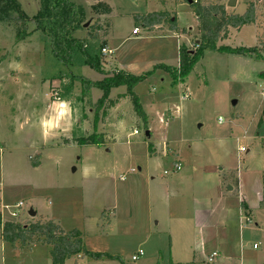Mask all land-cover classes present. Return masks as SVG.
I'll return each mask as SVG.
<instances>
[{
  "label": "rangeland",
  "instance_id": "374dc122",
  "mask_svg": "<svg viewBox=\"0 0 264 264\" xmlns=\"http://www.w3.org/2000/svg\"><path fill=\"white\" fill-rule=\"evenodd\" d=\"M14 1L8 10L14 16L33 17L42 3ZM70 1L85 11L84 28L72 36L100 56L101 72L81 64L79 48L72 50L71 62L56 60L52 30L42 33L34 20H27L25 35L16 41L18 22L0 16L2 220L31 218L32 210L64 230H79L87 249L117 254L124 264H264V48L261 57L205 49L177 81L163 67H177L178 47L183 43L194 51L199 35L187 0ZM250 1L256 0H236L227 9L241 14ZM98 3L110 12L94 13L91 7ZM260 5L263 36L264 0ZM153 11H173L177 26L188 32L177 35L165 24L147 30L133 19ZM256 43V27L248 24L229 28L217 45ZM104 46L110 55H101ZM119 70L148 71L133 86L145 124L126 85L104 91L77 78L96 82ZM54 102L67 106L59 119L51 115ZM42 121L55 126L45 134ZM91 134L104 144L78 141ZM177 160L181 168L175 171ZM238 175L251 196L250 222L239 209L236 187L228 189ZM210 208L208 226L195 228ZM12 211L19 216H10ZM138 249L142 254L132 261ZM212 250L220 255L207 262Z\"/></svg>",
  "mask_w": 264,
  "mask_h": 264
},
{
  "label": "trees",
  "instance_id": "16d2710c",
  "mask_svg": "<svg viewBox=\"0 0 264 264\" xmlns=\"http://www.w3.org/2000/svg\"><path fill=\"white\" fill-rule=\"evenodd\" d=\"M263 0L250 1L247 3L243 13L237 14L226 8V0H191L189 3L192 13L197 21L199 35L197 42H194L196 49L188 50L183 43L178 47V65L177 67H163L168 71L175 80H183L194 64L199 60L203 50L214 52H225L229 54H247L261 57L259 50L264 48V35L258 34V8ZM188 2V1H187ZM14 0H0V16L11 18L18 22L15 33L16 41H19L26 31L27 20H34L36 29L42 33L52 30L51 35V52L59 62L66 64L72 61V50L79 48L82 54V63L90 68L100 71L101 61L99 55L90 54L85 43L72 36L77 29H82L84 9L81 5L75 4L70 0H42L41 7L33 17H28L23 13L16 16L11 15L8 10L10 5L14 6ZM18 9V7H15ZM96 14L109 13L110 8L106 4L98 3L91 7ZM13 11V9H12ZM135 22L147 30L165 24L168 30L175 32H188L186 29H180L176 24V16L173 11H153L144 14H133ZM248 24H254L256 27L257 43L255 46H238L236 48L217 45L218 40L227 36L229 28L239 29ZM101 50V49H100ZM101 53V52H100ZM102 55V54H101ZM162 66L160 63L155 67ZM148 72V71H147ZM146 72V73H147ZM133 75L128 72L119 70L114 75L104 77L101 81H88L82 76H77L87 84V87L94 86L102 88L104 91L109 86L124 84L127 86L126 95L130 98L133 110L143 123H146L145 113L141 107L137 94L133 92V86L142 79L146 74ZM84 93V91H83ZM106 97V93L103 94ZM104 99L96 103V114ZM114 104L111 100L107 108ZM78 141L83 144L103 145L102 137L94 134L85 138H79ZM33 166L39 164V157L32 159ZM233 187L237 186V178L232 180ZM245 208V206H244ZM248 214V212H246ZM0 239L12 248L26 249L32 245L49 246V257L52 264H63L70 257L86 258L89 260L97 259H115L122 261L118 255H112L106 252L92 251L85 247L82 234L77 229L64 230L60 225L51 218L34 216L20 220H2L0 210ZM166 264H182L169 260Z\"/></svg>",
  "mask_w": 264,
  "mask_h": 264
},
{
  "label": "crops",
  "instance_id": "0c3cea01",
  "mask_svg": "<svg viewBox=\"0 0 264 264\" xmlns=\"http://www.w3.org/2000/svg\"><path fill=\"white\" fill-rule=\"evenodd\" d=\"M225 3H227V0ZM227 7L228 6L226 5V8ZM176 33H177V35H183L182 34L183 32H179V33L176 32ZM54 105H59V104L56 102H54V104L51 103V104H49V108L50 109L53 108V114H51L52 118L55 115V117L57 119L59 109L54 108ZM64 114H66V112ZM177 161H175V162H177ZM236 178H237V186H236L237 194L236 195L239 197V209H240V211H242L246 214V212H248V211L250 212L249 204L251 201V196L247 195L244 192V189L242 188V183L240 182V179H239L240 178L239 175H238V177L236 176ZM224 184H227V183L224 182ZM232 189H233V187L231 186V189H229V190H232ZM223 197H224L223 194L220 197L218 196V198L215 200V204H214L215 207L217 206V204H219L223 200ZM244 206H245V208H244ZM0 207H1V201H0ZM211 210H212V208H210V211L207 213V215H205L206 217H203L197 224H195V228L203 229L206 226H208L207 223L209 220H207V217L213 213V210L212 211ZM1 213H2V210H1ZM203 215H204V213H203ZM35 216H36V214H35ZM239 217H240V215H239ZM167 221L169 222V221H171V219L168 218ZM226 244H227V242L224 243L225 247H227ZM201 248H202V245H201ZM88 250H90V249H88ZM213 251H216L218 253V255H220V252L218 250H212L211 252H213ZM100 252H106V253H109L112 255H117L114 253H110L107 250H102ZM202 255H204V254H202ZM226 257H228V256H226ZM115 262H118V263H115ZM173 262H178V261H173ZM0 264H52L50 257H49V246H47V245H32V246L27 247L26 249H17V248L10 247L7 243L3 242L0 239ZM63 264H124V262L116 261L115 259H109V258L89 260L86 258L70 257V258H67L63 262ZM223 264H227V261L224 262Z\"/></svg>",
  "mask_w": 264,
  "mask_h": 264
},
{
  "label": "built area",
  "instance_id": "2783aa9c",
  "mask_svg": "<svg viewBox=\"0 0 264 264\" xmlns=\"http://www.w3.org/2000/svg\"><path fill=\"white\" fill-rule=\"evenodd\" d=\"M137 31H138L137 28H134V29H133V32H137ZM100 52H101V54H102L103 56H108V55H110V54L112 53V51H111L107 46L102 47L101 50H100ZM263 85H264V84H263ZM218 121L220 122V121H221V118H219ZM135 132H136V131L134 130V133H135ZM238 151H239V152H243V151H244L243 147H239V148H238ZM180 168H181L180 163H179V162H175V163H174V166H173V169H174L175 171H178V170H180ZM164 172H165V171H164ZM16 206H17V207H21V206H22V202H18V203L16 204ZM18 213H19V212L12 211V212H10L9 214H10V216H12V217H18V216H19ZM245 222H250V219L248 218V216H247L246 214H245ZM253 248H256V244L253 245ZM141 254H142V250H141V249H138L134 254L131 255V260H132V261L137 260L138 257H139ZM217 255H218V254H217L216 251L211 252L209 255L206 256V260H207V262H212L213 259H214Z\"/></svg>",
  "mask_w": 264,
  "mask_h": 264
},
{
  "label": "clouds",
  "instance_id": "9594fccd",
  "mask_svg": "<svg viewBox=\"0 0 264 264\" xmlns=\"http://www.w3.org/2000/svg\"><path fill=\"white\" fill-rule=\"evenodd\" d=\"M54 108L59 109L57 119L63 116L64 113L67 111V106L63 103H60L59 105H54ZM42 124L45 128V134H47V129L55 126L52 121H42Z\"/></svg>",
  "mask_w": 264,
  "mask_h": 264
},
{
  "label": "water",
  "instance_id": "95a60500",
  "mask_svg": "<svg viewBox=\"0 0 264 264\" xmlns=\"http://www.w3.org/2000/svg\"><path fill=\"white\" fill-rule=\"evenodd\" d=\"M187 1H188V3L191 2V0H187ZM235 2H236V0H227L226 5H227L228 7H233V6L235 5ZM146 134H148V131L146 132ZM228 189H231V186H229ZM29 215H30L31 217H33V216H35V212L32 211V210H30V211H29Z\"/></svg>",
  "mask_w": 264,
  "mask_h": 264
}]
</instances>
